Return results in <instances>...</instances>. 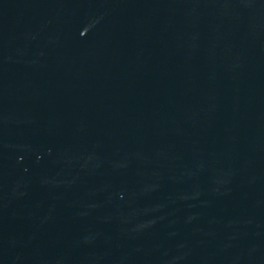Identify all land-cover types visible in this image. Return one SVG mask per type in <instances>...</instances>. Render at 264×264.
I'll return each mask as SVG.
<instances>
[{"label": "water", "instance_id": "1", "mask_svg": "<svg viewBox=\"0 0 264 264\" xmlns=\"http://www.w3.org/2000/svg\"><path fill=\"white\" fill-rule=\"evenodd\" d=\"M0 264H264V0H0Z\"/></svg>", "mask_w": 264, "mask_h": 264}]
</instances>
